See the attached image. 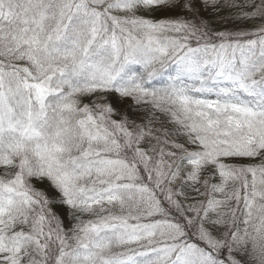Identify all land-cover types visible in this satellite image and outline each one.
<instances>
[{"label":"snow or ice","instance_id":"1","mask_svg":"<svg viewBox=\"0 0 264 264\" xmlns=\"http://www.w3.org/2000/svg\"><path fill=\"white\" fill-rule=\"evenodd\" d=\"M0 264H264V0H0Z\"/></svg>","mask_w":264,"mask_h":264}]
</instances>
